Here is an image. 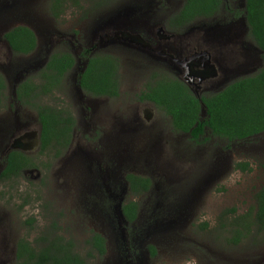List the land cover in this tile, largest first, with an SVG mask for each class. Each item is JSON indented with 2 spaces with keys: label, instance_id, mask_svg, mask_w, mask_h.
Here are the masks:
<instances>
[{
  "label": "rangeland",
  "instance_id": "1",
  "mask_svg": "<svg viewBox=\"0 0 264 264\" xmlns=\"http://www.w3.org/2000/svg\"><path fill=\"white\" fill-rule=\"evenodd\" d=\"M142 2L146 3L144 7ZM183 3L184 0H67L57 18L52 15L51 0H0V73L7 79L9 94L8 108L0 111V154H5L4 141L11 138V142L19 140L22 146H28L26 152L36 157V170L23 173L12 183L10 191L11 181L0 183V264H19L14 257L16 244L19 239L27 238L36 250L56 239L73 241L77 252L89 258L87 242L95 235H101L109 249L103 258L89 259V264H116L122 257L121 238L125 236L129 241L132 232L137 236L135 246L141 254L139 264H264V234L253 221L256 195L264 189V134L233 144L220 138L208 141L206 135L199 145L189 135H168L169 118L160 109L137 98L157 79L171 74L159 67L147 66L138 55L142 51L132 49L133 54H129L115 51L105 43L99 46L104 41V33L113 35L122 26L119 19L125 13L158 16L157 5L162 21L155 17L148 21V25L150 21L157 23L153 28L156 34L164 23H173V18L166 22L164 18L174 17ZM242 3L245 0H224L217 16L195 20L175 31L188 34L193 26L208 22V41L221 42L219 27L224 25L228 9ZM19 25L28 26L37 34L39 48L31 56L15 54L4 39L7 31ZM193 31L197 37H205L206 30L202 34L195 28ZM139 34L144 37L143 30ZM246 39L254 44L249 36ZM90 43L96 54L113 56L115 51L114 55L121 60L118 59L119 98H100L80 88L79 67L84 64L80 61L81 52ZM212 44L208 43L207 47L202 43L193 50L206 49L221 60L222 45ZM56 52L71 53L76 58V66L64 78L63 90L39 101L51 108L70 111L77 121L74 147L66 156H59L56 149L41 151L38 114L21 105L15 96L16 87L25 75L31 72L28 74L31 76L45 66ZM241 62L245 63L243 59ZM257 70L232 74L225 84ZM211 90L208 95L217 93L221 86ZM146 112L152 117L149 124ZM140 127L142 130L135 134V128ZM153 128L164 129V133L167 130L165 136L169 141L163 154L172 150L169 156H158L157 165V160L151 165L138 158L146 146V129ZM127 129H132V134L126 133ZM111 153H116L117 160L125 153L127 162L120 169L122 173L118 169L113 172L111 164L116 162L109 158ZM146 154L150 153L141 156ZM245 163L250 170L238 168V164ZM131 173L152 179L147 193L126 190V183L119 175ZM95 176L98 180L100 177L109 180L111 176L116 184L114 195L120 197L116 200V223L115 210L109 209L103 193L99 192L96 197L92 192L87 193L90 181L86 179ZM64 179H69L70 185ZM205 179L207 182L203 183ZM118 187L125 188L121 194ZM24 190L33 195L36 203L39 222L33 229L27 224L24 209L21 210V198L14 200ZM8 191L10 199L2 194ZM131 203L138 206V218L133 223L122 212V207ZM248 214H251L248 220L253 223L249 226V237L233 242L235 221ZM151 246L155 248V255Z\"/></svg>",
  "mask_w": 264,
  "mask_h": 264
},
{
  "label": "trees",
  "instance_id": "2",
  "mask_svg": "<svg viewBox=\"0 0 264 264\" xmlns=\"http://www.w3.org/2000/svg\"><path fill=\"white\" fill-rule=\"evenodd\" d=\"M66 1L51 0L50 7L54 17L58 18L61 15ZM223 5L224 0H184L182 8L174 14L172 21L178 22L180 26H186L200 18L211 19L220 13ZM242 13L247 21L250 38L264 53V0H245ZM4 39L17 55L31 56L39 48L37 34L25 25L7 31ZM75 65L76 58L71 53L56 52L51 55L47 64L33 72L34 74L31 76L28 75L31 72L24 74L23 81L16 87V100L38 114L42 126L40 140L42 152L56 148L60 154L61 148L71 142L74 128L77 126L75 117L70 111L51 108L41 104L39 100L63 90L64 78L75 68ZM118 80L119 67L116 59L111 55L97 54L89 60L85 71L79 74L78 83L83 91L94 96L116 98L120 95ZM165 83L166 81L162 80L157 87ZM179 87L182 96L186 99L181 104L183 114L179 120L180 128L189 134L195 143L199 144L206 139V129L208 141L210 138H220L229 144L250 141L264 134V64L255 74L239 78L229 83L222 91L203 97L201 100L207 110L205 117L201 114L202 106L199 99L195 98L184 85L179 84ZM174 95L172 85L166 84L158 92L156 87L149 85L147 91L139 96V100L153 101L173 115L172 106H167L163 98L171 99ZM8 99V82L0 73V111L8 108ZM15 154H11L8 159L6 173L13 171ZM237 166L243 171L250 170L246 163ZM128 180L132 183L135 192H139V188L148 191L151 187L148 180L134 175H129ZM254 210L256 212L253 221L258 231L264 234V189L256 195ZM137 213L138 207L135 203L124 208V215L129 221L135 220ZM250 216L251 214L241 216L235 221L233 242L238 243L241 239L249 237V226L253 224L248 220ZM61 241L62 243L54 242L40 251L33 249L27 243H21L18 256L22 258L29 252V262L32 264H89L88 259L95 258L97 254L101 256L105 254V243L100 235H95L90 242H87L89 258L77 252L73 241ZM150 250L152 255L156 254L154 247H150Z\"/></svg>",
  "mask_w": 264,
  "mask_h": 264
},
{
  "label": "flooded vegetation",
  "instance_id": "3",
  "mask_svg": "<svg viewBox=\"0 0 264 264\" xmlns=\"http://www.w3.org/2000/svg\"><path fill=\"white\" fill-rule=\"evenodd\" d=\"M145 5H146L145 2L141 3V6L143 7ZM244 5L245 3H242L232 9H228L227 11L228 15L225 18L224 25L223 26L221 25V27L218 26L219 31H221V34L219 35V39L221 42H217L216 40H214L212 43H218L222 45L223 56L221 60L217 57V55L215 57H213V55H210L208 53V50L206 49L203 51L193 50L194 47H196V45L200 46L202 45V43L204 45H207V47H208V43L211 45H214L210 41H208V22L199 23L197 26H193L192 30L188 34H179L175 31L176 28L184 27V26H180L178 22L176 21H174L173 23L167 22V23H164L162 27H160L157 30V33L155 34L153 32V28L157 27V23L154 22L155 23L154 24L153 22L150 21V24L148 25V21L149 19H154V17L155 19L162 18V17H159V12H158L159 8L157 5H156V8H157L156 13H158V16L150 17V16L143 15V14L133 16L132 14H129V12L125 13V16H120L119 21L121 22L122 26L120 28L118 27L117 28L118 30L115 31L113 35L104 33L103 35L104 41H100L99 46H101L102 43H105L106 45H111L112 48L115 49V51L123 50L129 54H133L132 49L138 52L142 51L143 53L141 52L142 54H138V55H140L139 57L142 58V60L147 63V66L159 67L167 71L168 73H170L171 76L157 79L155 81L156 83L151 84V86L153 88L156 87L157 92L160 90L162 86L166 84L173 86L174 92H175L174 97L171 99L163 98L167 106H172L174 110L173 115L169 114L168 111L165 110V108H163V106H159L153 101H140L139 97L137 98V100L143 103H150L155 109H160L165 114V116L169 118L170 126L167 127L169 129L168 135L177 136V137H180L182 135H189L181 130L180 123H179L180 116L181 114H183L182 113L183 107L181 106V104L186 101V99L182 96L179 84L184 85L194 95L195 98L199 99L201 106H202L203 102L201 99L203 97H208V91H212L211 88L215 86L216 87L221 86V90L219 91H222L224 88L227 87L229 83H231L229 82L228 84H225L226 80H228L227 78L231 77L232 74L241 72L244 70V68H247V67L248 69H251V70L259 67L260 64L262 67L264 64V61H263L264 53L255 44L250 43L246 39L250 35V33H249V29L246 23L245 16L242 13L245 8ZM171 18L173 17L168 16L164 18L165 22H166V19L170 20ZM160 21L162 20L160 19ZM152 24L154 25L151 26ZM193 28H195L201 34L205 32L206 30L205 37H197L193 31ZM142 30L144 33L143 34L144 37H141L139 34ZM170 34H173V35H170ZM186 35H188V37L186 38L188 40H184ZM120 44H121V47H118V45ZM87 47L88 48L82 49V52H81L82 57L80 61L84 62L83 66L79 67V69H81L80 71L81 73L85 71L89 60L93 56L97 55L96 49L94 47H91V43ZM122 47L124 49H121ZM84 51L86 52L84 53ZM115 51H114V54H115ZM114 54H113V57L116 59L118 63V67L120 68V62H119L120 59L118 56H115ZM196 57H198L197 61H196ZM240 59L241 60L243 59L245 63L241 62ZM191 76L193 77V80L191 81L192 83L190 84L188 82V79L191 80L192 79ZM155 78H157V76H155ZM162 80H165L166 83L157 87V84L161 82ZM118 86H119V93H120L119 80H118ZM119 97H116V98H119ZM104 98L109 99L112 97L105 96ZM133 116H136V114H133ZM145 117L149 124L152 121L151 115L148 112H146ZM136 123L141 125V123L138 122V120L136 121ZM76 125H77V121H76ZM40 129L41 130H40V135H39V145L41 149L42 147L41 141H40L41 133H42L41 124H40ZM76 130H77V126L74 128L70 144L66 147L61 148L60 154H58L57 152L59 156L60 155L63 156L64 154L65 156L68 155L69 153L68 151L74 147L73 141H74ZM140 130H142L141 127L139 129L135 128L134 130L135 134H138V131ZM146 131H147L146 133L147 138L145 139L146 146H145V149H143L140 152V154L141 155L144 153H150V154H146L144 156L140 155L138 158L140 159V161L143 160V162H149L151 165L157 160V163H156L157 165L159 163L158 156L159 157H161L162 155L163 157L169 156V154L172 152V150L170 149L168 154H165V155L163 154L167 148V143L169 141V139H167L165 136L167 130L165 131V133H164V129L157 130L156 128L155 129L153 128V130L146 129ZM125 132L132 134L133 131L132 129H130L129 131L127 129L125 130ZM205 132H206L205 136L208 135L207 129ZM171 140L173 142L177 141V139H171ZM125 141H127V139ZM4 142H6L5 148H7V150L5 154H2V153L0 154V183L4 185L11 181V184L8 185L9 191H10V189L12 188V183H15L21 177V175H23V173L25 172L31 173L33 170H36V157L35 158L32 157L33 156L32 153L29 154L28 152H26V150L29 147L22 146L19 140H14L13 142H11V138H9ZM51 149H56V148H50L49 150ZM113 151H116V150L113 149ZM155 152H156V156H155ZM13 153H16L13 157L15 160V164L13 165V171H9L8 173H6V170L9 164L8 159L10 155ZM112 153L109 155V158L112 159L114 162H116V163L111 164L113 172H115V169L117 172V169H118V173H122L120 169H122V167H124L125 163L127 162L125 153L120 154L122 156L121 160H117L116 153L114 154ZM31 168H34V169H31ZM133 174L134 176L143 178L145 180H148L150 183H152V179L150 178L151 179L150 180L149 177L142 176L141 174L139 175L136 173H131L130 175H133ZM119 176L123 177L121 178V180L125 181L126 190H129V191L131 190V192H133L134 194L147 193L150 190L149 189L148 191H144L142 188H139V192H135L133 190L132 183L128 180L129 174H125L123 176L121 174ZM98 178L95 176L93 179H86L90 181L88 187L86 188L87 193L92 192L94 197H96L99 194V192L103 193L104 197L108 200L107 204H109L108 206L109 209L115 210V223H116L117 222L116 200L120 198L119 196L114 195V189H115L116 184L112 182L113 178H111V176L109 177L110 178L109 180H107L104 177H100L99 180ZM205 182H207L206 179L203 181V183ZM64 183L67 186L70 185L69 179H64ZM125 188H121V189H125ZM118 189H119L118 194H121L122 190L119 187ZM9 191L7 193L5 192L2 193L3 196L5 195L7 196V199L11 198V196L9 195ZM23 192L24 193L21 192V194L19 193L21 197L14 198V200L15 201L20 200L21 198V201H20L21 210L24 209V212L27 215V220H29L27 224L30 229H33L38 225V222H39V216L35 212L36 203L34 204L35 200L33 199L32 197L33 195L31 193L28 194V192L25 190ZM129 205L122 207L123 215H124V208ZM136 215H137L136 219L133 221H130L131 223L137 220L138 213ZM124 217L126 218L125 215ZM52 224L53 223H51L50 225ZM132 234L133 235L130 236L131 239L129 241L125 239V236L121 238L122 246H121L120 254L122 257H120V261L116 262V264H139V260H141V254L139 250L138 251L136 250V246H135L136 244H138V242L135 239L137 238V236H134L135 234L134 232H132ZM103 240L105 243V254L102 256L97 254L95 258L96 257L103 258L106 255L107 250L109 249L108 243L106 242L104 238ZM132 240L133 242H131ZM54 242L62 243V241L59 239H56ZM21 243H24V244L27 243L30 246H32L33 249H35L33 245L31 244V242L28 240V238L19 239L16 244V250H15V256H14L16 261L19 264H32L29 262L30 261L29 252L26 253L24 257L19 258L18 253L20 249L19 246ZM53 243H50V242L47 243L46 246L41 248L40 250H44L45 248H47ZM40 250H37V251H40Z\"/></svg>",
  "mask_w": 264,
  "mask_h": 264
},
{
  "label": "water",
  "instance_id": "4",
  "mask_svg": "<svg viewBox=\"0 0 264 264\" xmlns=\"http://www.w3.org/2000/svg\"><path fill=\"white\" fill-rule=\"evenodd\" d=\"M245 6V5H244ZM221 34V31H219V35ZM7 43V42H6ZM7 45L9 46V44L7 43ZM10 47V46H9ZM11 49V48H10ZM197 59H198V57H196V61H197ZM195 61V62H196ZM259 67H261V64L259 65ZM259 67H257V68H259ZM248 69V67L247 68H244V70H247ZM245 72V71H244ZM248 76V75H247ZM245 77V76H244ZM192 78V79H191ZM191 80H189L188 79V82L191 84L192 82V80H193V77L191 76ZM206 113H207V110H206V107H205V105L202 103V108H201V114H202V116L203 117H205L206 116Z\"/></svg>",
  "mask_w": 264,
  "mask_h": 264
},
{
  "label": "clouds",
  "instance_id": "5",
  "mask_svg": "<svg viewBox=\"0 0 264 264\" xmlns=\"http://www.w3.org/2000/svg\"><path fill=\"white\" fill-rule=\"evenodd\" d=\"M246 23H247V21H246ZM259 69H260V68H259ZM259 69H258V70H259ZM258 70H257V71H258Z\"/></svg>",
  "mask_w": 264,
  "mask_h": 264
}]
</instances>
